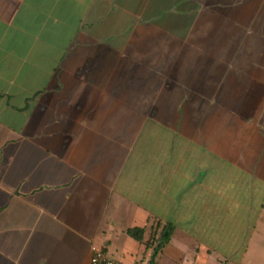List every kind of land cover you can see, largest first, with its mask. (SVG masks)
Here are the masks:
<instances>
[{"label": "crops", "instance_id": "0c3cea01", "mask_svg": "<svg viewBox=\"0 0 264 264\" xmlns=\"http://www.w3.org/2000/svg\"><path fill=\"white\" fill-rule=\"evenodd\" d=\"M169 225L156 264L264 262V0H0V264Z\"/></svg>", "mask_w": 264, "mask_h": 264}, {"label": "trees", "instance_id": "16d2710c", "mask_svg": "<svg viewBox=\"0 0 264 264\" xmlns=\"http://www.w3.org/2000/svg\"><path fill=\"white\" fill-rule=\"evenodd\" d=\"M174 227L172 225L166 226L162 233L160 234V237L157 241V247L155 248V252L153 254L152 260L149 264H156L155 260L157 257V253L167 244L173 234ZM141 231H129V234L133 236L134 238L141 240Z\"/></svg>", "mask_w": 264, "mask_h": 264}, {"label": "built area", "instance_id": "2783aa9c", "mask_svg": "<svg viewBox=\"0 0 264 264\" xmlns=\"http://www.w3.org/2000/svg\"><path fill=\"white\" fill-rule=\"evenodd\" d=\"M90 264H120L110 258L104 251L95 246L92 247V254L90 257Z\"/></svg>", "mask_w": 264, "mask_h": 264}, {"label": "rangeland", "instance_id": "374dc122", "mask_svg": "<svg viewBox=\"0 0 264 264\" xmlns=\"http://www.w3.org/2000/svg\"><path fill=\"white\" fill-rule=\"evenodd\" d=\"M260 252H261V254L264 255V245L260 246ZM263 260H264V257H263ZM261 264H264V262H262Z\"/></svg>", "mask_w": 264, "mask_h": 264}]
</instances>
